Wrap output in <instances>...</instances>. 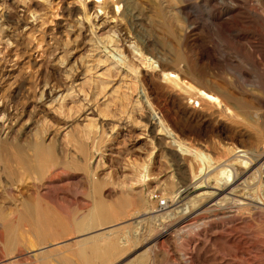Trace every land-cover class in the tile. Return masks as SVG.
<instances>
[{"label":"rangeland","instance_id":"374dc122","mask_svg":"<svg viewBox=\"0 0 264 264\" xmlns=\"http://www.w3.org/2000/svg\"><path fill=\"white\" fill-rule=\"evenodd\" d=\"M96 2L0 0V108L12 116L5 123L1 114L0 122L14 129L11 140L49 133L45 142L58 156L65 143L55 137L62 130L70 134V174L54 181L70 190H53L48 199L69 207L56 214L60 220L74 222L91 212L90 184L97 180L105 183L103 203L135 198L140 212L50 243H37L18 216L6 214L0 219V264H83L76 251L65 249L103 237L115 243L99 248L116 250L104 264H131L147 251L154 264H264V0ZM132 14L142 28L130 21ZM102 23L110 28L100 31ZM140 37L150 46L143 49ZM161 62L181 82L160 76ZM200 85L225 96V107L200 97ZM47 89L68 96L50 116V100L42 99ZM86 107L88 124L80 118ZM46 119L55 126L46 130ZM240 150L243 158L235 159ZM82 156L90 181L79 170ZM216 168L230 176L247 169V183L230 186L234 177L220 175L217 189L207 181ZM3 177L1 187L7 185ZM38 183L22 172L15 186L26 193ZM188 185L199 188L186 193ZM187 207L190 213L182 215ZM8 224L21 243L9 256L3 246ZM138 228L136 246L123 247L125 235ZM51 251L60 256L40 261Z\"/></svg>","mask_w":264,"mask_h":264},{"label":"bare ground","instance_id":"6f19581e","mask_svg":"<svg viewBox=\"0 0 264 264\" xmlns=\"http://www.w3.org/2000/svg\"><path fill=\"white\" fill-rule=\"evenodd\" d=\"M99 1L101 2V0H98V2ZM98 2H96V3H98ZM157 15L162 19L166 16L164 11L161 9L160 5H159ZM132 16L133 17L130 21L133 22V25L136 28H142L141 27L142 19L139 16H135L134 14H132ZM108 28H110L109 24L107 25L106 23H102L101 25H99L100 31H104ZM139 33H138V36L140 35ZM140 39L142 41L143 49H146L147 47L150 46V41L147 39V37L145 39L144 38L142 39L140 37ZM113 42H116V41H113ZM114 52H118L116 45H115V47H113V53ZM147 60L152 61L151 59H148V58H147ZM149 64H151V63H149ZM168 70L169 69L166 66V64L164 62H161V64L158 65V69L156 71L164 79H167L168 81H170L171 83H173L175 85H177L179 82H181V78L179 75H177L173 72H169ZM95 77H97V78L100 77V74L99 75L96 74ZM84 82H86V79H82V82L77 84V86L80 88L82 86V84H84ZM199 87L200 88L197 89L198 95L200 97H202L208 104L212 105L213 107H216V106L219 108L225 107V99H226L225 96H220V95L213 93L210 90L204 89V88H202L203 87L202 85H200ZM100 90H102V89H100ZM55 93L56 92L54 90L47 89L42 94L43 100H45V101H47L48 99L50 100L49 101L50 103H47L48 104L47 109L52 110V112L49 114V116L52 115L57 110L56 107L58 106V104L63 103V102L65 103V101L67 100V97H68L67 95H64V96L58 95L55 97ZM87 106H90V105H87ZM89 111H90L89 107L84 108V114H82V116L80 117L81 122H86L88 124V122H89L88 120L90 118L88 119L89 114H87V113ZM227 112H229V109H227ZM1 114L4 115V117H2V118H3V121H5V123H7L8 121H11L12 116L8 112H6V109L4 108V106H2L0 108V115ZM44 123H45L46 130H49L51 127L55 126L52 119H46ZM85 126H86V124H85ZM88 126H91V125H88ZM62 131H59V135H58L59 137L58 136L55 137V138H57L55 140V141H57V143H59V144H60V142L65 143V147L63 148L64 149L63 153H61L60 156H58L56 154V151H57L56 146L47 145L45 142L46 140H48L51 137L48 135L49 133L45 132L41 135L36 134L34 137L27 138L26 140L23 138H19V137L18 138L16 137V138L11 140V138H13L14 129H12L10 127L7 130H5L2 127L1 122H0V174L2 173L6 177V178L3 177L2 180L3 181L5 180L7 182V185H8V186L7 185L2 186V187L0 186V219L2 218V216L6 215V214L18 216V221H17L18 224L28 226L30 233L34 235L37 243H50L51 241L61 240L71 233H74V234L85 233V232L90 231V230L95 229V228H99V227L101 228V227H104V226L109 225V224L112 225L114 223L119 222L121 219H123L122 218L123 216L133 217V216L139 214V212H140V208H137L139 206V203L135 200V198H132L129 200H124L122 202H117L116 204L114 203L111 206L103 203L102 200L100 199L99 191H100L101 187L103 188L105 183L103 180H97V181L93 182L92 184H90V186L93 190L92 194H93V198H94V207L90 213L82 216L80 219H78L77 221H74V222H66V221H62L58 218V216L56 214L58 212H62L63 210H66V209L69 210V207L67 206V204H62V205L53 204L52 202H48V199H49L50 192L53 190H56V189H59L60 191L70 190V186L68 184L63 183L64 185L62 184V186H60V185L56 184V182H54L56 179L62 180V177H67L70 174V168H71V163H69L67 161L68 154L66 153L69 150L68 147L70 146V143L68 142L70 139V134L69 133L63 134ZM86 149L87 148L84 145H82L80 147L81 151H85ZM243 152L244 151L240 150V151H237L236 153L238 155V154L243 153ZM240 157H242V155L236 156L235 159H239ZM254 161H255V159H254ZM85 162H86V158H85V156H82L80 166H79V168H80L79 170L84 172L85 176L87 177V180L90 181L89 180L90 179V177H89L90 170L87 168V165L84 164ZM242 163L244 165H246V167H248L249 163L243 162V161L241 162V164ZM243 164H242V166H243ZM205 166H207V165H205ZM99 167H100L99 164L95 167L96 174L99 171ZM221 167H222V165H221ZM250 167H251V165L247 169H250ZM230 168H232V167H230ZM217 169L218 168H216V171L218 174H216V176L208 178V180H207L208 182H211V183L215 182L216 183L215 186L218 185L219 184L218 182H220V180H221V178H218L220 175L224 176V178H225V176H227V177L233 176V175L230 176V174H227L226 169H224L223 171L221 169L220 173L218 172L220 170L219 169L217 170ZM244 169H246V168H244ZM231 170H233V169H231ZM246 170L245 171L240 170L241 172L236 171L235 175L233 176L234 177L233 180H229V182L232 181L231 183L234 185H230V186H235L240 181H242L247 174ZM21 171L28 174V176H33V175L37 176L38 181H39L38 184H35L30 188H26L27 189L26 193L23 191V189L17 190V187L15 186L16 185L15 183L21 177V174H22ZM227 171H229V170H227ZM95 176H98V175H95ZM224 178H223V180H225ZM260 178L261 177H259V179ZM143 179H144V177H141V181H143ZM244 180L245 181H243L242 183L245 182V184H246L247 181H246V179H244ZM202 183H206V180ZM202 183L200 185L203 186ZM204 186H205V184H204ZM224 186H222V187H224ZM263 187H261V188H263ZM198 188H199V186H197V185H188V186H186V189H184V192L192 193V192L196 191ZM215 188L218 189L217 186ZM215 188L213 187V189H215ZM233 188H235V187H233ZM261 188H260V190H262ZM46 190H48V192H46ZM238 191L236 190V192H238ZM220 192H222V191H220ZM258 192H260V191H258ZM225 193H227V192H225ZM211 194H213V193H211ZM221 194L218 191V192H216L215 195L219 197ZM229 195H231V194H229ZM238 195H240V192ZM256 196H258V195L256 194ZM7 198H11L10 203L1 202V201L6 200ZM251 198H252V196H251ZM258 198H259V196H258ZM253 200L249 201L250 206L253 205ZM260 201H261V199H260ZM235 203H236V205H241L243 202L241 203V201L239 199H237L235 201ZM255 204L257 205L258 203H255ZM244 208H246V207H244ZM182 210L183 211L185 210L184 212H182V215H186V214L190 213L189 207H187V209L185 208ZM140 230L138 228L134 231L128 232L127 235H125V238L122 239L123 247H127L130 244H134V246H136V244L139 240L138 233L140 232ZM165 232H166V230H165ZM108 243H115V242L110 241V239L105 238V237L93 238L92 240H90L88 242L77 243L75 245H71L70 247H67L65 245L67 247V248L65 247L66 248L65 251H69L72 253H73V251L74 252L76 251V255L79 257V259L81 260V262L83 264H104L106 262L105 260H108L109 258L116 257L115 256L116 250H115L114 246L104 247V250L99 248L98 244H108ZM20 244H21L20 240L17 237V235L15 234V229H13V227L8 224L5 227V242L3 243V246L7 252L6 254H8L7 256L11 255L16 249H18ZM148 252L149 251H147V253ZM147 253L145 255H141L140 257L138 256V258L131 264H154V262L149 261ZM50 256H60V252H57V251L52 252L51 251V253L42 257L40 259V261L44 262L45 259H47ZM97 259H99V260H97ZM111 263H112V261H111Z\"/></svg>","mask_w":264,"mask_h":264},{"label":"built area","instance_id":"2783aa9c","mask_svg":"<svg viewBox=\"0 0 264 264\" xmlns=\"http://www.w3.org/2000/svg\"><path fill=\"white\" fill-rule=\"evenodd\" d=\"M160 206L165 207L166 206V202H161Z\"/></svg>","mask_w":264,"mask_h":264}]
</instances>
